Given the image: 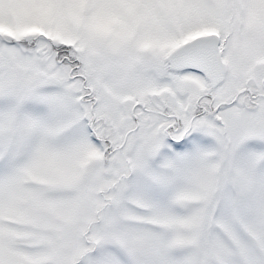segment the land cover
Wrapping results in <instances>:
<instances>
[{"label":"snow or ice","instance_id":"obj_1","mask_svg":"<svg viewBox=\"0 0 264 264\" xmlns=\"http://www.w3.org/2000/svg\"><path fill=\"white\" fill-rule=\"evenodd\" d=\"M0 264H264V0H0Z\"/></svg>","mask_w":264,"mask_h":264}]
</instances>
